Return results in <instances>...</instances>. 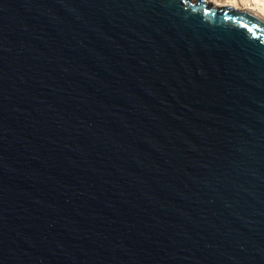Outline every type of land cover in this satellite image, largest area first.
Instances as JSON below:
<instances>
[{"label":"water","instance_id":"1","mask_svg":"<svg viewBox=\"0 0 264 264\" xmlns=\"http://www.w3.org/2000/svg\"><path fill=\"white\" fill-rule=\"evenodd\" d=\"M0 264H264V19L0 0Z\"/></svg>","mask_w":264,"mask_h":264},{"label":"bare ground","instance_id":"2","mask_svg":"<svg viewBox=\"0 0 264 264\" xmlns=\"http://www.w3.org/2000/svg\"><path fill=\"white\" fill-rule=\"evenodd\" d=\"M206 1V0H205ZM217 5H233L250 10L264 19V0H210Z\"/></svg>","mask_w":264,"mask_h":264},{"label":"rangeland","instance_id":"3","mask_svg":"<svg viewBox=\"0 0 264 264\" xmlns=\"http://www.w3.org/2000/svg\"><path fill=\"white\" fill-rule=\"evenodd\" d=\"M212 2H213V1H212ZM214 3H215V2H214ZM218 6L222 8V7H230V6H233V5H230V4H229V5H227V4L225 5V4H224V5H218ZM235 7H237V6H235ZM237 8H239L240 10H246V9H242V8H240V7H237Z\"/></svg>","mask_w":264,"mask_h":264}]
</instances>
